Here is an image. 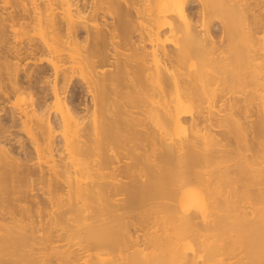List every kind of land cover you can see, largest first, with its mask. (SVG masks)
<instances>
[{
    "label": "bare ground",
    "instance_id": "6f19581e",
    "mask_svg": "<svg viewBox=\"0 0 264 264\" xmlns=\"http://www.w3.org/2000/svg\"><path fill=\"white\" fill-rule=\"evenodd\" d=\"M80 1L0 0V264H264V0Z\"/></svg>",
    "mask_w": 264,
    "mask_h": 264
},
{
    "label": "rangeland",
    "instance_id": "374dc122",
    "mask_svg": "<svg viewBox=\"0 0 264 264\" xmlns=\"http://www.w3.org/2000/svg\"><path fill=\"white\" fill-rule=\"evenodd\" d=\"M80 3H82V5L81 6H84V2H83V0H81L80 1ZM190 12H192V13H196L197 12V5L196 4H193L192 5V7H191V9H190ZM110 19V20H109ZM100 21L101 22H103V23H101V24H104L105 22V20H102V19H100ZM106 22H112V20H111V18H108V21L106 20ZM217 29V30H216ZM215 31H218V28H215ZM36 64V63H35ZM29 66V67H28ZM32 68L30 71H33V69H38L39 71H42V73H41V75L43 76H47V77H51V75L53 74V71L51 70V68L49 67V65H47V64H44V63H39V62H37V65H34L33 64V62H30V63H27V65H26V67H24V68ZM35 69V70H36ZM46 72V73H45ZM46 74V75H45ZM45 80V79H44ZM47 81V82H46ZM50 81H52V77H51V79L50 78H48V79H46L45 80V82H43V83H39V84H34V90L32 91V92H35V91H37L38 93H39V97L38 96H35V99H37L38 98V103H40V104H44V102H48L47 104H49V103H52V101H53V94H52V91H51V88H50V86H51V83H50V85H49V82ZM26 85H28V84H26ZM25 85V86H26ZM39 85V86H38ZM49 86V87H48ZM26 87H28V86H26ZM39 87V88H38ZM42 87V88H41ZM77 89L76 90H78V94H80L79 96H80V98H79V100L78 101H76V104H78V111H79V114H80V116H83L84 114H85V105H84V103H85V97L83 96V94H84V87H83V84L81 83V82H79V80H78V82H77ZM41 88V89H40ZM45 88V89H44ZM38 89V90H37ZM40 89V90H39ZM42 91V92H41ZM77 92V91H76ZM82 93V94H81ZM41 94V95H40ZM42 97V98H41ZM41 98V99H40ZM44 98V99H43ZM34 99V100H35ZM46 99V100H45ZM88 99V96L86 97V100ZM42 100V101H41ZM84 102V103H83ZM91 102V99L89 98V103ZM37 103V104H38ZM6 104V103H5ZM2 105V104H1ZM0 105V108L2 109V106ZM9 106H10V104L7 106V104H6V106H4L3 108L5 109V107H6V109L5 110H3V111H1L0 110V113H2V115H5V116H7V117H12L13 116V109H10L9 108ZM9 111V113H7L8 111ZM6 111V112H5ZM13 112V113H12ZM12 113V114H11ZM1 115V114H0ZM1 115V116H2ZM12 115V116H11ZM5 116H3V117H5ZM14 116H15V114H14ZM6 117V118H7ZM50 117H51V115H50ZM47 118V116H45V119ZM53 118L54 119H57V117H55V115H53ZM53 119V120H54ZM18 128H16V129H12V131L14 130V131H19L20 129H18ZM17 132H14V135L12 136V137H15V136H17V138H19V140L21 141V142H23V140H25L24 141V144H25V148H29L30 150L32 149L31 148V146L29 145L30 143H29V140H27L28 138H27V136L25 135V132H23V131H19L18 133ZM18 134V135H17ZM19 135H21V136H19ZM59 140H61V138H58V141ZM13 147H16V148H14V152H15V154H17V151L19 152V151H22V148L21 147H19V143H16V145L15 146H13ZM27 148V149H28ZM28 149V150H29ZM57 149H58V147H57ZM120 165H122L121 163H120Z\"/></svg>",
    "mask_w": 264,
    "mask_h": 264
}]
</instances>
